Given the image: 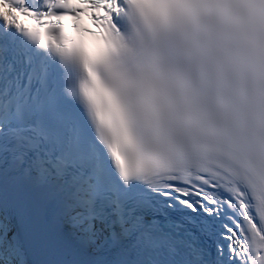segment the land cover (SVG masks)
Masks as SVG:
<instances>
[{
    "label": "snow or ice",
    "instance_id": "6c2138e0",
    "mask_svg": "<svg viewBox=\"0 0 264 264\" xmlns=\"http://www.w3.org/2000/svg\"><path fill=\"white\" fill-rule=\"evenodd\" d=\"M0 264H264V0H0Z\"/></svg>",
    "mask_w": 264,
    "mask_h": 264
}]
</instances>
